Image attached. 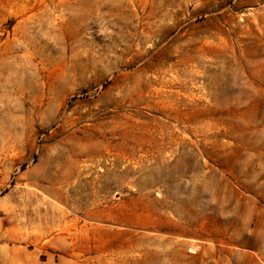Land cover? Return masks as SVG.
I'll return each instance as SVG.
<instances>
[{
    "label": "rangeland",
    "instance_id": "obj_1",
    "mask_svg": "<svg viewBox=\"0 0 264 264\" xmlns=\"http://www.w3.org/2000/svg\"><path fill=\"white\" fill-rule=\"evenodd\" d=\"M0 264H264V0H0Z\"/></svg>",
    "mask_w": 264,
    "mask_h": 264
}]
</instances>
